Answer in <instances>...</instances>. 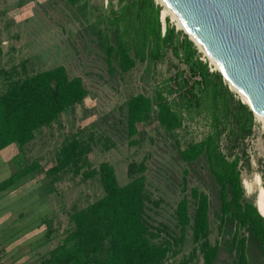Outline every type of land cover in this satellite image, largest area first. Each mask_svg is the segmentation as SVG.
Segmentation results:
<instances>
[{"label":"trees","instance_id":"1","mask_svg":"<svg viewBox=\"0 0 264 264\" xmlns=\"http://www.w3.org/2000/svg\"><path fill=\"white\" fill-rule=\"evenodd\" d=\"M160 10L155 0H131L106 18L110 39L105 38L102 49L111 74L116 70L128 73L137 63L155 65L168 53L184 66L156 88L153 98L144 94L129 97L119 106V116L132 133L137 125L156 122L166 135L183 128L186 121L205 119L209 128L205 137L178 148L176 154L186 165L203 163L215 204L193 189L191 201L184 196L176 204L171 227L155 223L148 215L158 202L147 191V157L127 166L129 181L119 186L111 164L102 162L87 169L86 157L96 139L90 133L85 141V131H77L60 145L49 169L33 161L0 186V193L15 190L42 173L52 183L68 172L81 174L84 180L98 178L103 195L69 215L71 226L38 264H166L180 253L188 233L198 246L202 264H215L222 246L208 240L210 210L228 235L222 243L232 256L230 264H248V244L264 259V219L254 201L245 197L240 176L241 168L249 169L244 142L253 134L255 117L228 89L221 75L209 70L186 35L167 19L162 28ZM87 96L83 80L70 77L62 66L9 80L0 95V151L14 144L20 148L28 145L35 131L56 124L62 113L82 104ZM109 149L107 145L105 150ZM196 251L194 248L177 264H190Z\"/></svg>","mask_w":264,"mask_h":264},{"label":"rangeland","instance_id":"2","mask_svg":"<svg viewBox=\"0 0 264 264\" xmlns=\"http://www.w3.org/2000/svg\"><path fill=\"white\" fill-rule=\"evenodd\" d=\"M130 1L0 0V95L9 80H22L59 66L70 77H80L88 91L83 103L62 113L56 124L35 131L28 145L20 148L14 144L0 153V186L15 170L33 161H38L44 170L49 169L64 140L84 130L83 140L90 133L96 139L86 157L87 169L97 168L102 162L111 164L119 186L129 181L127 166L139 164L147 157V191L158 202V207L150 208L148 215L155 223L171 227L176 204L184 196L191 201L193 189L204 193L212 206L215 204L203 163L186 165L176 154L178 148L202 140L209 128L205 119L199 117L186 121L183 128L171 135H166L156 122L138 125L134 133L127 129L125 119L119 116V106L136 94L153 98L158 86L184 69L168 53L157 65L137 63L128 73H110L102 49L105 38L110 39L106 18L120 4ZM155 3L163 8L157 0ZM165 19L175 30L184 32L170 16L161 21L162 28ZM199 53L210 71L217 70L203 52ZM244 145L250 165L249 169L241 168V183L245 197L255 203L258 187L264 188V124L256 117L253 134ZM51 181L43 173L37 174L15 190L0 193V264H38L71 226L69 215L103 195L97 177L84 180L81 174L74 176L68 172L61 174L57 182ZM227 239L210 210L208 240L222 246L215 264L231 262L232 256L222 243ZM194 248L196 258L190 264H202L198 246L192 243L189 233L180 253L166 264L179 263ZM256 251L247 245L248 264H264Z\"/></svg>","mask_w":264,"mask_h":264},{"label":"water","instance_id":"3","mask_svg":"<svg viewBox=\"0 0 264 264\" xmlns=\"http://www.w3.org/2000/svg\"><path fill=\"white\" fill-rule=\"evenodd\" d=\"M163 2L190 34L183 32L188 40L213 60L228 89L264 121V0Z\"/></svg>","mask_w":264,"mask_h":264},{"label":"bare ground","instance_id":"4","mask_svg":"<svg viewBox=\"0 0 264 264\" xmlns=\"http://www.w3.org/2000/svg\"><path fill=\"white\" fill-rule=\"evenodd\" d=\"M162 6L163 8L161 9L160 12V16H161V20H164V18L166 16H170L171 19H173L176 22V26L178 28H182L184 32H186L189 36L190 34L188 33V31L185 29V27L181 24V22L177 19V17L174 15V13L170 10V8L165 4V2H163V0H157ZM172 20V21H173ZM191 37V36H190ZM196 48L198 49L199 52H203L202 54L207 58V60H210V62L216 67V65L214 64L213 60L211 58L208 57V55L206 54V52L202 49V47L200 45H196ZM217 69V68H216ZM217 71V70H216ZM231 88V87H230ZM232 90H234L233 88H231ZM236 93V92H235ZM237 94V93H236ZM238 95V94H237ZM238 97L244 101V99L238 95ZM255 117L258 118L260 121H262V123L264 124L263 119L258 116L257 114H255ZM257 181H259V178L256 177ZM255 206L258 209L260 215L262 216V218L264 219V188H262L261 186L258 187L257 193H256V197H255Z\"/></svg>","mask_w":264,"mask_h":264},{"label":"crops","instance_id":"5","mask_svg":"<svg viewBox=\"0 0 264 264\" xmlns=\"http://www.w3.org/2000/svg\"><path fill=\"white\" fill-rule=\"evenodd\" d=\"M147 63V62H146ZM158 64V63H157ZM157 64H155V65H157ZM0 71H2V69H0ZM167 79H169V78H167ZM2 95V94H1ZM141 125V124H140ZM138 126V125H137ZM137 126H136V129L134 130V131H136L137 132ZM12 146V145H11ZM5 150V149H4ZM4 150H2V151H4ZM2 151H0V153L2 152ZM114 168V167H113ZM16 171V170H15ZM14 171V172H15ZM12 175V174H11ZM7 192V191H6ZM60 243V239H59V241L57 242V244L54 246V247H51L49 250H47V251H50V250H52V249H54L58 244Z\"/></svg>","mask_w":264,"mask_h":264},{"label":"built area","instance_id":"6","mask_svg":"<svg viewBox=\"0 0 264 264\" xmlns=\"http://www.w3.org/2000/svg\"><path fill=\"white\" fill-rule=\"evenodd\" d=\"M202 61H205L204 59Z\"/></svg>","mask_w":264,"mask_h":264}]
</instances>
